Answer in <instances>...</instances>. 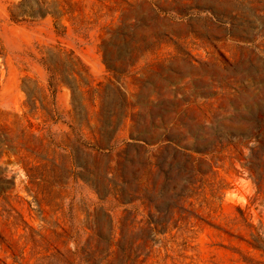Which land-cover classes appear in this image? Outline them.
<instances>
[{
    "label": "rangeland",
    "instance_id": "1",
    "mask_svg": "<svg viewBox=\"0 0 264 264\" xmlns=\"http://www.w3.org/2000/svg\"><path fill=\"white\" fill-rule=\"evenodd\" d=\"M20 1L0 0V264H264V0H58L14 24ZM50 45L108 99L42 101ZM100 113L110 152L86 147Z\"/></svg>",
    "mask_w": 264,
    "mask_h": 264
},
{
    "label": "trees",
    "instance_id": "2",
    "mask_svg": "<svg viewBox=\"0 0 264 264\" xmlns=\"http://www.w3.org/2000/svg\"><path fill=\"white\" fill-rule=\"evenodd\" d=\"M59 8L60 4L58 0H21L9 7V20L14 24H23L34 23L51 17L58 22L63 16ZM61 28L64 27L61 26ZM0 51H2V48ZM38 63L48 74V87L46 89H39L40 94L44 95L42 101L49 97L47 94L49 93L53 100L52 105L54 106L59 89L65 87L71 93L73 112L77 117L79 111H83L82 101L84 96L89 97V99L97 96L104 102L108 99L106 89L109 88H105L101 83H95L87 67L74 52L67 51L59 45L43 47ZM105 63L106 65L108 64L106 59ZM107 67L110 68L109 65ZM27 83H31V80H24L22 89L27 96V105L34 109L36 108L35 103L37 95L27 87ZM114 91L117 94V98H124V94L119 88L115 87ZM53 113L54 111H50L48 115ZM126 118L127 116L125 119ZM116 122V115L105 116L100 113L98 118V123L100 125L98 128L99 138L95 139L94 144H88L86 147L89 150L100 153L112 151L117 145V136L121 131L120 127L115 128ZM131 139L134 140L132 135ZM125 144L127 146L132 145V143L126 142ZM171 149H173L176 154L181 153L183 156H186L185 150L183 149L181 150L177 147H172ZM255 149L258 148L256 147L254 150Z\"/></svg>",
    "mask_w": 264,
    "mask_h": 264
}]
</instances>
